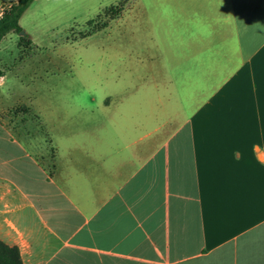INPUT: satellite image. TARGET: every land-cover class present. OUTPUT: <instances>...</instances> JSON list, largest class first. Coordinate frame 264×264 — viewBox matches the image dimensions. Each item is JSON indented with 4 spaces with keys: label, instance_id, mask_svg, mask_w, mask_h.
<instances>
[{
    "label": "crops",
    "instance_id": "crops-1",
    "mask_svg": "<svg viewBox=\"0 0 264 264\" xmlns=\"http://www.w3.org/2000/svg\"><path fill=\"white\" fill-rule=\"evenodd\" d=\"M126 10L125 101L49 141L0 116V239L24 264H264V0Z\"/></svg>",
    "mask_w": 264,
    "mask_h": 264
},
{
    "label": "rangeland",
    "instance_id": "rangeland-1",
    "mask_svg": "<svg viewBox=\"0 0 264 264\" xmlns=\"http://www.w3.org/2000/svg\"><path fill=\"white\" fill-rule=\"evenodd\" d=\"M17 1L0 0V13ZM120 1L31 4L20 19L22 31L7 34L0 43V69L5 72L0 87L3 124L17 131L29 120L26 131H39L49 141L42 120L90 116L93 111L100 115L98 108H104L112 96L118 102L126 100L122 91L129 78L124 72L131 66L139 70L141 63L125 52L128 9L120 19L109 20V27L91 33L107 20L106 10ZM22 36L31 44L20 45ZM133 79L134 87L141 84L140 78Z\"/></svg>",
    "mask_w": 264,
    "mask_h": 264
},
{
    "label": "trees",
    "instance_id": "trees-1",
    "mask_svg": "<svg viewBox=\"0 0 264 264\" xmlns=\"http://www.w3.org/2000/svg\"><path fill=\"white\" fill-rule=\"evenodd\" d=\"M34 1L35 0H18L3 10L0 17V43L7 34H19L22 31L20 19ZM129 1L130 0H121L117 5L109 7L105 14L107 16V20L101 24H96L91 33L107 28L109 20L119 17ZM93 21L94 20H90V23H93ZM19 44L30 45L31 40L22 36ZM4 76L5 72L0 69V79ZM0 264H24L20 248L16 245L11 246L0 239Z\"/></svg>",
    "mask_w": 264,
    "mask_h": 264
}]
</instances>
